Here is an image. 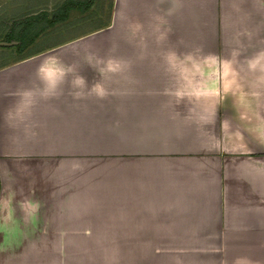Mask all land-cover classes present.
I'll return each mask as SVG.
<instances>
[{
	"label": "crops",
	"instance_id": "1",
	"mask_svg": "<svg viewBox=\"0 0 264 264\" xmlns=\"http://www.w3.org/2000/svg\"><path fill=\"white\" fill-rule=\"evenodd\" d=\"M111 9L0 66V264H264V0Z\"/></svg>",
	"mask_w": 264,
	"mask_h": 264
},
{
	"label": "rangeland",
	"instance_id": "2",
	"mask_svg": "<svg viewBox=\"0 0 264 264\" xmlns=\"http://www.w3.org/2000/svg\"><path fill=\"white\" fill-rule=\"evenodd\" d=\"M65 1L67 0H0V42L7 43L0 45V66L14 62L43 46L94 32L96 34L82 40V50H107V32L104 29L112 10L111 0H74L88 4L69 9L64 20L45 27L46 18L55 13ZM43 11L46 18L28 26L23 32L21 40L33 36L32 42L19 48V41L15 37L22 23L31 15ZM10 42L14 44H8Z\"/></svg>",
	"mask_w": 264,
	"mask_h": 264
},
{
	"label": "trees",
	"instance_id": "3",
	"mask_svg": "<svg viewBox=\"0 0 264 264\" xmlns=\"http://www.w3.org/2000/svg\"><path fill=\"white\" fill-rule=\"evenodd\" d=\"M86 5L84 4V2L67 0L64 3H62L60 5L59 9L55 13H53L49 18H46V14L44 13V11L40 12L36 15H31L32 17H29L28 19H26L22 23L20 29L17 31L18 34L15 38L19 41V48H21L25 45H28L32 42L33 36L29 37L26 40H21V38L23 36V32L27 29L28 26L33 25L37 22H40L42 20V18H44V19L46 18L45 27L51 26L55 22H59L61 20H64L67 17V13H68L69 9L77 8V7H81V6H86Z\"/></svg>",
	"mask_w": 264,
	"mask_h": 264
},
{
	"label": "water",
	"instance_id": "4",
	"mask_svg": "<svg viewBox=\"0 0 264 264\" xmlns=\"http://www.w3.org/2000/svg\"><path fill=\"white\" fill-rule=\"evenodd\" d=\"M4 44H7V43L0 42V45H4ZM8 44H14V42H13V43L10 42V43H8Z\"/></svg>",
	"mask_w": 264,
	"mask_h": 264
}]
</instances>
